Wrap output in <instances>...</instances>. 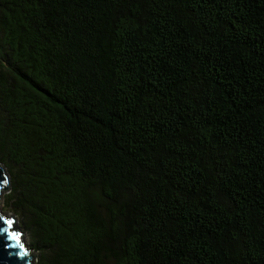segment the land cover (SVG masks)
I'll return each instance as SVG.
<instances>
[{
  "label": "trees",
  "instance_id": "1",
  "mask_svg": "<svg viewBox=\"0 0 264 264\" xmlns=\"http://www.w3.org/2000/svg\"><path fill=\"white\" fill-rule=\"evenodd\" d=\"M0 163L39 264H264V0H0Z\"/></svg>",
  "mask_w": 264,
  "mask_h": 264
},
{
  "label": "water",
  "instance_id": "2",
  "mask_svg": "<svg viewBox=\"0 0 264 264\" xmlns=\"http://www.w3.org/2000/svg\"><path fill=\"white\" fill-rule=\"evenodd\" d=\"M10 187V175L1 163H0V197L4 191H7ZM7 227L9 235H15L19 237V242L23 244L22 248H7L4 245L7 241H0V264H30V260L33 254L29 255L28 251L22 240V234L20 229L13 226V218L8 217L0 212V228ZM3 233L0 232V236ZM24 252L26 255L21 257L18 253Z\"/></svg>",
  "mask_w": 264,
  "mask_h": 264
},
{
  "label": "rangeland",
  "instance_id": "3",
  "mask_svg": "<svg viewBox=\"0 0 264 264\" xmlns=\"http://www.w3.org/2000/svg\"><path fill=\"white\" fill-rule=\"evenodd\" d=\"M9 189L7 191H4L2 196L0 197V212L8 217H12L13 218V226L15 228H18L19 226H21V219L20 217L14 212L13 208L7 204V198H6V194L8 193ZM20 229V227H19ZM21 230V229H20ZM21 231L22 234V240L23 243L26 247V250H29L28 253L29 255L33 254L32 259L30 260V264H39L38 261V253L37 251H35L29 243V236L27 232H23Z\"/></svg>",
  "mask_w": 264,
  "mask_h": 264
},
{
  "label": "snow or ice",
  "instance_id": "4",
  "mask_svg": "<svg viewBox=\"0 0 264 264\" xmlns=\"http://www.w3.org/2000/svg\"><path fill=\"white\" fill-rule=\"evenodd\" d=\"M0 232L3 233L2 236H0V241H7V243L4 245L7 248H22L23 244L19 242V237L15 235H9V230L7 227L0 228ZM21 257L26 255L24 252L18 253Z\"/></svg>",
  "mask_w": 264,
  "mask_h": 264
}]
</instances>
